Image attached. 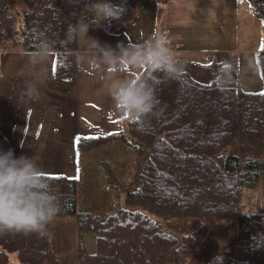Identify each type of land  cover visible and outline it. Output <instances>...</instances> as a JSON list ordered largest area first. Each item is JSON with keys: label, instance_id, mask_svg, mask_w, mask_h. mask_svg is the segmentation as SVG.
Instances as JSON below:
<instances>
[{"label": "trees", "instance_id": "obj_1", "mask_svg": "<svg viewBox=\"0 0 264 264\" xmlns=\"http://www.w3.org/2000/svg\"><path fill=\"white\" fill-rule=\"evenodd\" d=\"M152 1L169 2L112 0L125 12L120 20L106 21L108 34L125 33L141 4ZM247 2L264 24V0ZM88 3L0 0V65L6 53H34L46 40L55 46V77L74 78L78 39L66 42V33L82 14L92 19ZM220 66L213 60L195 65L204 81L188 71L177 79L157 74L159 116L129 118L117 134L77 139L76 154L115 140L136 150V178L117 214L78 212L77 178L45 176L60 209L53 221L75 218L77 264H216L217 257L222 264H264V247L253 240L264 234V92L242 91L232 65L225 67L233 81L221 87ZM139 146L149 153L144 165ZM0 149H9L1 133ZM103 165L109 183L119 185ZM89 233L95 236L94 254L82 240ZM12 256L15 264H59L48 236L40 233L0 232V264H12Z\"/></svg>", "mask_w": 264, "mask_h": 264}, {"label": "crops", "instance_id": "obj_2", "mask_svg": "<svg viewBox=\"0 0 264 264\" xmlns=\"http://www.w3.org/2000/svg\"><path fill=\"white\" fill-rule=\"evenodd\" d=\"M213 1L217 21L214 29L217 33V28L220 27L217 36L220 42H224L218 48L210 49L212 51L196 50L188 45V41H184V45L175 33V26L170 25L161 26L160 31L135 35L130 43H142L146 33L164 35L163 32H166L168 46L173 55L182 62L184 71L192 72L195 65L207 64L212 60L221 65L233 66L231 55L240 53L237 42L236 0ZM169 4L170 0L166 4L157 3L155 9L163 12L168 9ZM137 18L135 23L139 16ZM259 25L263 26L260 22ZM96 26L93 24L89 27L92 39L102 40L113 49L121 44L117 38L102 32L96 34ZM99 26L101 30L105 29L106 21H102ZM207 40L213 41L214 38ZM80 43L81 37L78 39L77 72L74 78L55 77V54L46 64L37 66L30 62L33 53H6L0 66V133L9 149H14L17 156L34 154L40 161L45 176L49 177L75 180L77 139L117 134L121 131L123 122L129 119L114 107L108 93V81L110 76L127 78L130 70H110L91 57L87 48H82ZM127 44L129 43H124ZM210 53H215L212 54L213 59L210 58ZM37 73H44L46 82L41 89L40 99L28 102L22 96V89L26 81ZM117 141L111 143L121 142Z\"/></svg>", "mask_w": 264, "mask_h": 264}, {"label": "clouds", "instance_id": "obj_3", "mask_svg": "<svg viewBox=\"0 0 264 264\" xmlns=\"http://www.w3.org/2000/svg\"><path fill=\"white\" fill-rule=\"evenodd\" d=\"M87 12L92 19L88 23L69 24L66 42L87 37L90 25L120 20L125 8L112 0H89ZM86 48L91 57L110 70H130L127 78L109 77L108 93L114 107L134 121L160 115L155 111L159 104L155 89L161 83L157 74L177 79L184 71L182 62L168 46L166 36L160 33H154L139 44H118L115 49L91 38L87 40ZM54 49L53 44L42 41L30 62L37 66L46 64ZM249 64L254 71V61ZM218 74L221 87L232 83L233 75L225 64L218 68ZM45 82L44 73L34 75L22 89L23 98L28 102L38 101ZM59 210L53 185L46 179L38 158L34 154L17 156L11 148L6 151L0 149V232L43 234ZM261 236L264 234L253 237L257 247H264V241L257 243ZM216 264H222V258L217 257Z\"/></svg>", "mask_w": 264, "mask_h": 264}, {"label": "rangeland", "instance_id": "obj_4", "mask_svg": "<svg viewBox=\"0 0 264 264\" xmlns=\"http://www.w3.org/2000/svg\"><path fill=\"white\" fill-rule=\"evenodd\" d=\"M155 4H157L155 1L141 4L139 20L135 23L137 18L121 35H109L107 26L102 30L101 26H96L95 33L99 35L102 32L124 44L130 43L135 35H143L147 31H160L161 26L170 25L175 26L176 35L183 41L181 43L188 41V45L196 50L212 51L210 49L224 44L217 36L220 27L217 28V33L214 29L217 21L213 0H170L168 9L163 12L155 9ZM236 6L237 42L240 53L231 55L232 64L238 72L240 89L245 92L261 93L264 92V54L261 55L264 52V24L250 13L247 0H236ZM86 20L87 15L82 14L78 21ZM259 22L263 26H260ZM153 34L146 33L145 39ZM91 38L88 30L87 37H81L80 46L86 48L87 40ZM208 38L214 40L208 41ZM98 41L101 45H106L104 41ZM212 54L215 53H210ZM250 61L255 63L254 71L251 70ZM190 73L198 81H204L195 69ZM123 144V142L105 144L91 151L75 154L78 212L102 217L117 214L125 207V189L132 186L137 174V153L134 148ZM103 163L111 167L115 178L120 182L119 185L113 186L109 183ZM261 203L264 204L263 201ZM43 234L48 236L50 247L59 264H77L78 234L73 216L67 215L52 221ZM82 240L87 251L94 254L95 236L85 234ZM11 259L12 264H15L14 256Z\"/></svg>", "mask_w": 264, "mask_h": 264}, {"label": "water", "instance_id": "obj_5", "mask_svg": "<svg viewBox=\"0 0 264 264\" xmlns=\"http://www.w3.org/2000/svg\"><path fill=\"white\" fill-rule=\"evenodd\" d=\"M139 147L142 148V150L144 152V157L141 160L142 164L144 165L146 163V161L149 159V153L147 152L145 147H143V146H139Z\"/></svg>", "mask_w": 264, "mask_h": 264}, {"label": "built area", "instance_id": "obj_6", "mask_svg": "<svg viewBox=\"0 0 264 264\" xmlns=\"http://www.w3.org/2000/svg\"><path fill=\"white\" fill-rule=\"evenodd\" d=\"M163 34H164V35H167L166 32H163ZM210 58L213 59V58H214V55L210 56Z\"/></svg>", "mask_w": 264, "mask_h": 264}, {"label": "bare ground", "instance_id": "obj_7", "mask_svg": "<svg viewBox=\"0 0 264 264\" xmlns=\"http://www.w3.org/2000/svg\"><path fill=\"white\" fill-rule=\"evenodd\" d=\"M1 66V65H0Z\"/></svg>", "mask_w": 264, "mask_h": 264}]
</instances>
